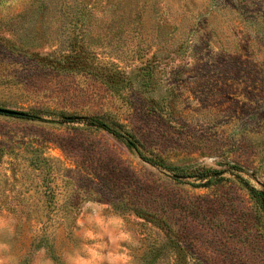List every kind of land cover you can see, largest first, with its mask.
I'll return each instance as SVG.
<instances>
[{
  "label": "rangeland",
  "instance_id": "obj_1",
  "mask_svg": "<svg viewBox=\"0 0 264 264\" xmlns=\"http://www.w3.org/2000/svg\"><path fill=\"white\" fill-rule=\"evenodd\" d=\"M0 107L47 120L0 114L20 264H59L86 199L130 218L137 264H264V0H0Z\"/></svg>",
  "mask_w": 264,
  "mask_h": 264
},
{
  "label": "clouds",
  "instance_id": "obj_2",
  "mask_svg": "<svg viewBox=\"0 0 264 264\" xmlns=\"http://www.w3.org/2000/svg\"><path fill=\"white\" fill-rule=\"evenodd\" d=\"M80 210L81 217L73 232L78 243L59 250V264H137L133 249L141 245L130 227V218L96 199L84 200ZM15 223L12 216H0V234L5 238L0 240V264H20L7 242L15 234ZM30 264H57V261L47 247L41 246L32 252Z\"/></svg>",
  "mask_w": 264,
  "mask_h": 264
},
{
  "label": "trees",
  "instance_id": "obj_3",
  "mask_svg": "<svg viewBox=\"0 0 264 264\" xmlns=\"http://www.w3.org/2000/svg\"><path fill=\"white\" fill-rule=\"evenodd\" d=\"M24 119H29V120H42V121H47L41 116L29 112H23L22 116H18ZM62 122H78V123H84L86 126L94 129H99V130H105L112 134L115 138L118 140L122 141L128 148L136 151L139 156L146 162L150 163L151 165H163L161 162H158L152 158H148L144 156V154L141 152L137 141L129 136L128 134L122 132L121 130L115 128L112 126L110 123L107 121L98 118V117H89V116H63L62 117ZM235 169H241L238 168L237 166H234ZM222 172L215 171V170H203L201 172H198L195 174L198 180L205 181V185H210L213 183L218 182L221 178L220 175ZM261 195V192H260ZM262 196V195H261ZM263 199V197H262ZM264 201V199H263Z\"/></svg>",
  "mask_w": 264,
  "mask_h": 264
},
{
  "label": "water",
  "instance_id": "obj_4",
  "mask_svg": "<svg viewBox=\"0 0 264 264\" xmlns=\"http://www.w3.org/2000/svg\"><path fill=\"white\" fill-rule=\"evenodd\" d=\"M0 114L13 115V116H22L23 112L0 107ZM261 195H262V197L264 199V190H261Z\"/></svg>",
  "mask_w": 264,
  "mask_h": 264
}]
</instances>
